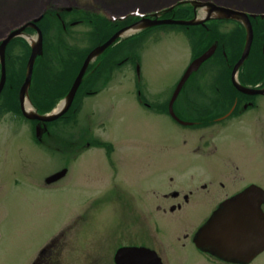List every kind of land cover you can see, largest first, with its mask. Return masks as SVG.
Wrapping results in <instances>:
<instances>
[{
  "label": "rangeland",
  "instance_id": "obj_1",
  "mask_svg": "<svg viewBox=\"0 0 264 264\" xmlns=\"http://www.w3.org/2000/svg\"><path fill=\"white\" fill-rule=\"evenodd\" d=\"M98 1H101L99 6L105 3L114 5L116 2ZM172 1L127 0L121 6H114L113 11L123 12L134 5H140L142 10H146L165 6ZM215 1L226 5L238 2ZM258 1L246 0L247 9L251 12L264 11L257 7ZM34 2V7L25 12L7 9L6 5L10 2L0 6V40L11 29L22 26L32 18L43 14L50 16L54 8H66L75 3L95 5V0ZM12 3L16 4L17 1ZM87 13L82 17L83 23L66 26L64 33L63 29L60 30L59 22L50 18L54 22L49 25L46 35L49 45L41 59H37L31 79L29 98L35 105L42 103L39 83L41 71L46 75V85L51 87L44 104L50 102L56 92L63 91L61 88L68 87L69 75L72 73L66 70L68 65L62 67L58 61L60 56L70 55L65 53L60 38H64L65 46L88 48L89 38L96 32L98 25L95 26L96 20L91 12ZM197 15L202 16L201 9ZM226 24L228 27L231 25L227 22L222 25ZM209 26L214 27L211 23ZM92 27L94 29L91 31ZM220 28L223 29V26ZM203 32L204 29L198 26L169 24L140 31L130 37L126 34L118 45L110 46L99 58L114 62L127 57L125 63L115 69L112 80L97 93L89 95L82 92V97L79 96L75 104L72 119L63 117L52 122L50 130L56 138H45L46 144L35 142L31 127L24 118L0 109V264H30L37 250L60 229L65 231L60 239L62 264H108L105 259L91 262L92 257H105L106 249L114 248L121 240L139 244L136 240L139 235L134 231L136 228L131 227L133 217L126 212L120 214L122 203L114 210L109 203L91 201L96 200L101 188L107 184L110 186L111 163L115 168V185L127 190V195L132 197L128 206H145V229L148 236L154 230L152 221L157 222L160 231L155 234L150 245L167 253L164 259L166 264H210L194 251L190 242L181 246L186 242L183 235L191 232L204 219L207 206L212 204L208 201L210 194L206 192L208 196L201 197L197 193L187 206L174 213L156 211L154 204L167 206L176 200L164 197L163 193L170 189L183 191L192 184L198 185L201 182L199 180L206 178L207 174L213 175L211 163L221 161V155L228 151L238 158L243 168L248 165L254 169H244L248 178L264 182V123L255 124L251 129L244 117L231 122L219 135L218 152L214 156L205 157L203 153L208 150L201 148L203 142L200 134L190 127L175 123L169 117L166 105L194 55L203 48ZM36 36L35 32L24 30V41L28 47V38L35 42ZM24 37H16L8 51L9 65L18 69V73L23 67L21 56L29 55L23 43ZM255 49V46L251 48L248 59L240 67L244 74L263 64L261 53ZM217 53L201 63L187 82L197 81L196 75L202 78L207 69L211 68L210 65L216 66L221 57V53ZM75 57L73 55L71 59ZM105 69L101 70L105 72ZM238 71L235 75L237 80ZM228 79L232 82L231 78ZM225 80L221 78L219 84L223 85ZM45 81L43 79L41 84ZM99 82L96 83V90ZM241 83L247 82L241 80ZM137 90L152 110L139 102ZM256 98L261 107L248 114L264 115V95ZM178 99H181L179 94L175 101ZM79 130L83 132L85 140L91 141V147L87 148L80 139ZM96 139L110 142L112 151L95 145ZM215 139L216 136L210 135V141ZM70 146L72 149H68ZM62 167L66 168L65 175L50 185L46 184L45 178ZM170 177H173L172 181ZM102 194L107 195L106 192ZM90 203H93L91 208ZM87 208L88 211L85 210ZM85 211L89 218L77 230L79 224L74 220L78 215H84ZM122 232L126 235L121 236ZM252 264H264V252Z\"/></svg>",
  "mask_w": 264,
  "mask_h": 264
},
{
  "label": "flooded vegetation",
  "instance_id": "obj_2",
  "mask_svg": "<svg viewBox=\"0 0 264 264\" xmlns=\"http://www.w3.org/2000/svg\"><path fill=\"white\" fill-rule=\"evenodd\" d=\"M237 1L238 2L236 3L238 7H241L242 9L248 8L247 6L248 4H246L247 3L246 0L245 1L237 0ZM100 2L101 1L95 0V5L93 6L79 5L78 3H75V5L72 6L70 5L67 6L66 8H60V7L54 8L53 10H51L52 12L49 17H51L52 20L59 22V24L63 27V29L66 30L67 29L66 26H70L80 22L83 23L82 17H84L86 15V12L88 11H92V12H98L99 10L113 11L114 6L116 5L121 6L125 3V1L123 2V0L122 1L116 0V2H114V5L105 3L106 5L103 4L99 6ZM71 3L72 2H67V4H71ZM257 4H259V6H257L259 9L261 8L262 10H264V0H259ZM164 14L162 17H168ZM251 22L252 25H254V23L255 24L258 23L257 25H259V22L260 24H264V17L261 18L260 21L254 18L252 19ZM229 23L231 24L230 27H228L227 24H226L227 26L217 24L214 25L213 28H210V26L203 27L204 32L202 34H205V32H207L208 35L209 34L217 35V37L220 36L222 39H224L218 44V46L220 47L221 57L217 60L216 66L210 65L211 68L207 69V72L202 76V78L200 77V75H196L195 79L197 81L190 80L189 82H187L189 79L188 78L185 81V83L182 85L178 93L181 99L174 101L172 105V111L179 120L175 119L170 115V112L168 111L169 101L166 105V112L175 123L184 127H190L194 129L197 134H200V138H202V142H203L201 144V148L205 147L206 150H208L206 153H203V156L205 157L214 156L218 152L219 135H222L223 131L229 126L231 122L240 120L241 118L244 117L246 121L248 120L251 129L254 127L255 124L258 125L264 123V115L254 116L248 114V112L252 110L260 109L261 105L259 104V101H257L256 97L258 95H264V92L246 93L244 91L239 90L238 87H236L231 81H227L228 78L229 79L231 78L232 65L235 63V62L231 63V61L232 58L236 56L235 49L237 46H235L234 42L236 38L238 39V30L236 28V25L233 24L234 21L231 20ZM220 26H223L224 30L221 29ZM62 38H60V40ZM126 58L127 57H123L122 59L117 60L116 62H112V61L109 62L106 59L103 60L102 63L104 65L102 66H100L98 63H96V61H94L92 67L90 68L91 81L90 83H86L84 85L87 86L85 92L93 93L94 89L96 88L95 87L96 83L98 81L100 82L98 83L97 87L100 89L104 88L105 84L112 80L111 78L113 76V72H115L117 66H119V64L122 63V61L124 62ZM115 63H116V67L113 66V64ZM220 65L223 66L220 68L219 67ZM104 68H107L105 69L107 71L103 72L101 70ZM68 69L69 68H67L66 70ZM75 75L74 76L73 74L69 75L70 77L69 81H71V83ZM238 77L240 82L241 80L243 82H247V83H242L244 86H249L253 89H262L264 87V60H263V64L262 65L260 64V67L258 65L253 67L248 74H244L243 72L239 71ZM221 78H226L225 80L226 83H224L223 85L219 84ZM203 79L205 80L204 83H203ZM247 84H251V86ZM136 94L139 102L143 106L151 109L150 104H148L146 99H143V95L139 90H137ZM180 121L187 123H182ZM28 123L30 126H33V128H35L37 121L28 120ZM80 131L81 130H79L80 139L83 140L86 146H88L90 142L84 139V137L82 136L83 132ZM212 133H217V134L213 135ZM208 135L209 137L204 138V136H208ZM210 135L216 136L215 141H210ZM44 136L47 140L50 139L52 140L56 138L55 134L48 129L45 130ZM68 149H72L71 146ZM237 159L238 158L234 154L232 155L229 151L223 153V155H221V161L217 163L214 162L211 163L210 168L211 170L214 171L213 175L207 174L206 178H201V180H199L201 182L198 185L192 184L191 187L184 189L185 191L170 189L167 192L163 193L164 197L166 198L169 197L176 200L175 202H172L167 206H162L161 204H154L155 205L154 210L156 211H162L163 213H174L182 210L185 207V205L187 206L189 202L192 200V198L196 197L197 195L202 197V196H208L206 192L210 194V200L208 201H211L213 207L210 208L212 204L207 206L204 219L199 223V225H197L196 227L194 226L191 232L185 233L183 235V239L184 241L186 240V242H183L181 244V246H185L187 242H190L193 246L194 251L197 252L199 255L203 256L204 260L210 264H252L258 258V256H260L264 252V249H262L257 253H254L255 251L252 253L251 251H246L244 252L245 254L243 256H237L238 254L237 255L234 254V256H232L231 254L224 256L221 255L219 252L215 251L214 249L209 248L210 246L198 247L195 244L197 230L203 223H205L209 219L212 213L223 203L229 201L237 194L245 192L252 185L261 188V190L259 191L260 195L259 196L256 195L258 197L256 198V201L259 200V205L257 207L260 208L262 219H264V194L262 192L264 191V182L262 180L257 181L248 178L244 173V169L248 170L249 166L246 165L245 168H243L240 165V163L237 161ZM109 169H110V182H111L110 186L108 187L107 184L105 187L101 188V192L100 194H98L96 200L95 201L91 200V201L100 204H103V202L109 203L114 210H116V207L120 206V203H122L123 208H121L120 214L123 215V213L126 212L128 215H131L133 217L131 227L136 228L134 229V231L137 235H139L136 238V240L139 241L138 242L139 244L127 243L124 240L123 241L121 240V243L116 245L114 248L108 247L106 249L105 257L97 258L94 256L92 257L91 262H96L98 259L100 261H103L105 259V261H107L108 264L109 263L114 264L115 253L119 247L144 246L155 250L158 256L161 258L163 264H166L164 259L167 258L166 256L167 253L164 254V252L160 250V248H156L150 245V242L155 239V234L159 233L160 231L157 222L152 221L154 225L153 228L154 230L152 231V234L151 232L148 233L149 234L148 236L145 229V220H146L145 206H143V204L142 206L139 207L128 206V204L130 203V199H132V197L130 195H127V190L123 188L120 189L118 188V186L115 185L113 181V174L115 172V168L112 163H111V168ZM249 169L251 171H254L253 168H249ZM172 179L173 177L169 178L170 181H172ZM53 182L55 181H52V183ZM103 192H106L107 195H103L102 194ZM92 206L93 203H90L89 207L91 208ZM88 209L89 208L85 210L88 211ZM86 211L84 212L85 213L84 215L80 214L74 220L75 223L79 224V227H76L77 230L81 229L83 227V224L89 218ZM125 227L127 228L128 226ZM64 233L65 231H63V229L58 230L56 234H54L46 243H44L37 250L35 255L32 257L30 264H62L61 263L62 243L60 242V239L62 238ZM124 235L126 234L122 232L121 236Z\"/></svg>",
  "mask_w": 264,
  "mask_h": 264
},
{
  "label": "water",
  "instance_id": "obj_3",
  "mask_svg": "<svg viewBox=\"0 0 264 264\" xmlns=\"http://www.w3.org/2000/svg\"><path fill=\"white\" fill-rule=\"evenodd\" d=\"M187 2V1H182ZM190 4L193 5V9L196 10L197 8L204 9L205 13L197 17L195 14L193 18L191 19H173V18H163V19H157V18H150L148 16L143 17L142 19L124 26L117 30L115 33H113L105 42H103L100 45L95 46L85 57L70 89L68 90L67 94L64 96V98L61 101L60 106L58 108L53 109L49 113L40 114L36 110H26L25 108V99H28V88L31 83V75L33 71V66L35 59L38 55L42 54L43 48H42V32L40 28L37 26V21L42 17L40 15L37 18H33V20L28 21L27 23H24L22 26L17 27L16 29L9 32V34L4 37L0 41V92L4 86L5 79H6V67H5V49L8 44V42L17 36H23L24 37V30L27 27H31L36 31V40L35 42L31 44V51L29 54V57L27 59L26 64V71H25V77L24 81L22 82L20 89H19V102H20V108L23 113V115L32 120H37L38 123L35 127V135L38 139L41 138V135L43 133V130L46 128L45 123L48 121H52L60 117L71 105L74 95L82 81V77L87 69V66L89 62L94 59L96 56H98L100 53H102L107 47H109L112 43H114L119 37H121L124 34H127L128 32H134L139 31L141 29L147 28V27H153L157 25H163V24H180V25H197V24H204L205 21L211 19V18H219V19H234L242 23V25L245 28L246 35H245V42L243 45L242 53L237 60V62L234 64L232 69V77L239 68L240 65L243 64L244 60L248 57L252 39H253V30L252 25L250 21V16H254V14H248L245 11L242 10H234L225 6H219L215 5L213 3L209 2H201V1H188ZM173 6L167 8L166 10H170ZM158 14H154V16H157ZM216 47V43H213L207 50H205L202 54L194 58L188 67L186 68L183 76L181 77L179 83L177 84L176 88L174 89L172 96L170 98L169 102V111L172 116L176 118L174 113L172 112V104L174 100L177 97V94L179 93L183 83L185 80L189 77V75L196 71L200 64L205 61L207 58H209ZM262 52L264 54V40L262 45ZM234 84L238 87L239 90L244 91L246 93H263L264 87L262 89H253L250 87H245L241 84H239L237 81H234ZM29 100V99H28ZM30 102V101H29ZM186 123V122H183ZM42 124V125H41ZM44 125V126H43ZM66 173V169H62L61 171L47 177L46 182H52L59 178H61ZM261 189L255 185L250 186L245 192H242L240 194H237L235 197L230 199L229 201L222 204V207H218L217 210L214 211L212 216L207 220L205 224H203L199 230L196 233L195 243L198 247H207L213 246L212 249L219 252L221 255L228 254L227 251L229 249L228 246H220L218 239H213L215 245H213L212 242H205V236H208L209 232H214V228L221 227V218L226 215V217L230 214L232 215L234 212H236V209L238 206V201L244 200L246 196H249L251 194H255L259 196V191ZM264 194V191H262ZM246 195V196H245ZM259 204V203H258ZM259 211V208L257 209ZM225 243L222 241V245ZM205 245V246H204ZM264 249V239L254 248H252V252L255 251V253L261 251ZM250 250V251H251ZM232 256L236 253H229ZM115 264H162L160 257L156 254L155 251L146 248V247H121L117 250L115 254Z\"/></svg>",
  "mask_w": 264,
  "mask_h": 264
},
{
  "label": "trees",
  "instance_id": "obj_4",
  "mask_svg": "<svg viewBox=\"0 0 264 264\" xmlns=\"http://www.w3.org/2000/svg\"><path fill=\"white\" fill-rule=\"evenodd\" d=\"M164 15H166L168 17L172 16L174 18H190V17H192V12H191V7L189 5H177L175 8H173L169 12H166ZM254 18H256V20L260 21L261 18H263V17L258 15V16L254 17ZM254 18H251V21ZM133 20H135V18L133 16H128L123 21H112L109 24H107L105 22L104 23L97 22L95 24V26L98 25V27H96V31L98 32L97 38L94 39V40H91L90 45H89L88 48H79L77 46H71V47L69 46V48L71 50L74 49L73 51L76 52V54H77L76 57L73 59V63L69 66V68L72 71V73L75 74L77 72V70L81 66V63H82L85 55L87 54V52L92 47H94L97 44L102 43L103 41H105L111 34H113L117 30L116 27L119 24H121L120 25V27H121V26L125 25L126 23L132 22ZM39 23H41L40 24L41 25L40 28H41L42 33H43V45H44V53H45L46 52V47L49 45L48 41L46 39V35H47L48 27H49V25L53 24V21L50 20V17L47 14L40 20ZM257 24L254 23V25H253L254 39L252 41V46L251 47L255 46L256 47L255 50L259 51L261 53V46H262V42H263V39H264V24H260V22H259V25H257ZM206 26H209V25L206 24ZM59 27H61V26L59 25ZM91 31H92V29H91ZM14 39H12L8 43V45L6 47V74H7V78H6V83L4 85V88H3V90L0 93V96L3 99L2 102H1L2 104L0 105V109H1V111H11V110H13L14 112L19 113L20 109H19V104H18V91H19V87H20V85H21V83H22V81L24 79V71H25V64H26V60H27V55L26 56H21V58H20V62L22 63V66H23L21 72L18 73V69H15L13 66L9 65L10 57H9L8 51H9V47H10L11 43L13 41H16ZM222 40H224V39H222L220 36L217 37V35H212V34L208 35L207 32H205V34H202V38H201V42L203 43V48L200 51H198L194 56L202 53L214 41H217L218 44H219V42H221ZM243 42H244V30L242 29L240 35L238 36V39L236 38L235 42H234L235 46H237L236 49H235L236 56L234 58H232L231 63L235 62L239 58L240 53L242 51ZM23 43L25 45V49L27 50V54H29V47L27 46V44L25 43L24 40H23ZM219 49H220V47L218 46L215 54L217 53V51ZM41 57H40V59H41ZM263 60H264V58H263ZM43 79L45 81V78L43 77V74H42V71H41V74H40V77H39V83H40V86L42 88V96H41V102L42 103H36V105H35L32 102L33 105L35 106V108L41 113L50 111L54 107L56 102L61 97H63L66 94L67 89H68V88H61V89H63V91L59 90L58 92H56L55 96L51 99V101L46 103V104H44L43 102L46 101L48 94L51 92V90H50L51 87L46 85L47 84L46 81H45V83L43 82V85H42L41 81ZM31 85H32V83H31ZM30 90H31V88H30ZM80 91L81 90L79 89V92ZM78 94L79 93H77V95L75 97V100H73V103H72V105L70 106V108H69V110L67 112V114H69V118L71 117V119H72V116H74V108H75L76 101L78 99ZM67 119H68V117H67ZM104 145L108 146L109 144L106 143Z\"/></svg>",
  "mask_w": 264,
  "mask_h": 264
},
{
  "label": "bare ground",
  "instance_id": "obj_5",
  "mask_svg": "<svg viewBox=\"0 0 264 264\" xmlns=\"http://www.w3.org/2000/svg\"><path fill=\"white\" fill-rule=\"evenodd\" d=\"M14 0H0V6L3 4H7V2H10L7 6V9L10 11H26L27 9H31L34 7L35 2L34 0H16L17 3H12ZM174 1V0H173ZM19 2V4H18ZM17 6L19 8H17ZM136 5L132 6V8L123 11L118 12L119 14H123L125 12L130 11L133 9ZM151 8L142 10L144 11H150L157 9ZM205 11L202 9V14H204ZM17 28V27H16ZM13 28L10 31L16 29ZM29 39V46L31 51V44L33 43L32 38ZM43 43V39H42ZM24 81V79H23ZM22 81V82H23ZM25 108L26 110H32V106L28 99H25ZM246 196V195H245ZM245 199L242 201H238L237 204H235L237 207L236 212H234L232 215H224L223 218H221V227L214 228V232H209L210 234L208 236H205V242H212L213 245H215L213 239H218L219 245L222 246H228L229 249L227 253H235L237 256H243L246 251H250L252 248L256 247L263 239H264V219H262V215L257 211V203L259 200L256 201V193L251 194L249 196L244 197ZM197 239V238H196ZM222 241L223 245L221 244ZM205 246V245H204ZM209 247L208 245H206ZM201 247V246H200ZM213 247V246H212ZM211 246L209 248H212ZM227 254V255H228ZM224 256H227L226 254H223Z\"/></svg>",
  "mask_w": 264,
  "mask_h": 264
}]
</instances>
